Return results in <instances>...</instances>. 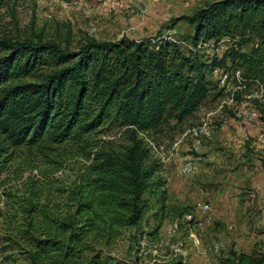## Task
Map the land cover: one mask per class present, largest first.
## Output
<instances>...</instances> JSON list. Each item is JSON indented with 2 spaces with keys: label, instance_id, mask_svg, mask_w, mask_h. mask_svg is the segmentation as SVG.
<instances>
[{
  "label": "trees",
  "instance_id": "16d2710c",
  "mask_svg": "<svg viewBox=\"0 0 264 264\" xmlns=\"http://www.w3.org/2000/svg\"><path fill=\"white\" fill-rule=\"evenodd\" d=\"M187 22V50L161 36L86 38L75 48L70 33L0 36V218L10 229L4 242L29 264H108L105 249L142 223L150 200L160 225L166 191L145 138L156 142L218 98L215 71L233 79V100L246 99L264 123V0H211ZM224 39L221 57L202 52ZM76 158L84 164L61 185L55 174ZM226 262L264 264V250H230Z\"/></svg>",
  "mask_w": 264,
  "mask_h": 264
},
{
  "label": "rangeland",
  "instance_id": "374dc122",
  "mask_svg": "<svg viewBox=\"0 0 264 264\" xmlns=\"http://www.w3.org/2000/svg\"><path fill=\"white\" fill-rule=\"evenodd\" d=\"M210 2L0 0V36L63 40L70 33L71 48L86 38L107 42L161 36L187 50L192 35L187 18ZM229 46L224 39L201 48L209 57H221ZM210 79L216 92L222 90L218 98L210 96L192 117L154 144L145 138L160 164L167 216L157 227L151 213L159 206L150 200L152 210L142 223L124 230L105 249L108 264H227L230 250L249 253L255 245L264 250V123L246 99L240 104L233 100L229 75L215 71ZM17 154L23 159L28 152ZM189 160L193 171L187 169ZM35 162L41 165L44 160L37 157ZM83 164L80 158L67 160L55 177L68 185ZM204 204L209 206L207 213ZM173 208H188L190 215H172ZM5 211L0 193V213ZM4 221L0 218V264H29L25 255L4 242L10 233Z\"/></svg>",
  "mask_w": 264,
  "mask_h": 264
},
{
  "label": "built area",
  "instance_id": "2783aa9c",
  "mask_svg": "<svg viewBox=\"0 0 264 264\" xmlns=\"http://www.w3.org/2000/svg\"><path fill=\"white\" fill-rule=\"evenodd\" d=\"M187 169H192V171L195 169V167H194V165H193V163H192V161H188V168ZM205 205V207H206V213L208 212V210H209V206L208 205H206V204H204ZM210 220V218L208 217V221Z\"/></svg>",
  "mask_w": 264,
  "mask_h": 264
},
{
  "label": "bare ground",
  "instance_id": "6f19581e",
  "mask_svg": "<svg viewBox=\"0 0 264 264\" xmlns=\"http://www.w3.org/2000/svg\"><path fill=\"white\" fill-rule=\"evenodd\" d=\"M201 130V129H200ZM186 167V166H185ZM187 172V171H186ZM205 211H206V207H205ZM217 247L215 246V249H216Z\"/></svg>",
  "mask_w": 264,
  "mask_h": 264
}]
</instances>
